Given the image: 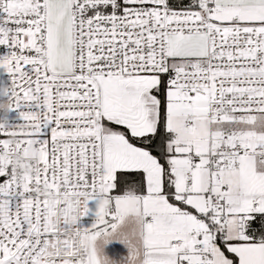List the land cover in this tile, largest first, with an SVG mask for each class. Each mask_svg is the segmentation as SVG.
Masks as SVG:
<instances>
[{"label":"snow or ice","instance_id":"1","mask_svg":"<svg viewBox=\"0 0 264 264\" xmlns=\"http://www.w3.org/2000/svg\"><path fill=\"white\" fill-rule=\"evenodd\" d=\"M0 264H264V0H0Z\"/></svg>","mask_w":264,"mask_h":264}]
</instances>
